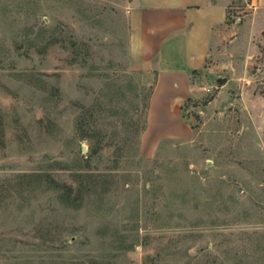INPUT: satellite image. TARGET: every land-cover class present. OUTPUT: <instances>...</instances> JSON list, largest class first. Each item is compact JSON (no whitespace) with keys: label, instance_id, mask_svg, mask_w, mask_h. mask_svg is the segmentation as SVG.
Returning a JSON list of instances; mask_svg holds the SVG:
<instances>
[{"label":"rangeland","instance_id":"obj_1","mask_svg":"<svg viewBox=\"0 0 264 264\" xmlns=\"http://www.w3.org/2000/svg\"><path fill=\"white\" fill-rule=\"evenodd\" d=\"M127 6L0 0V264H264V0L229 3L179 135Z\"/></svg>","mask_w":264,"mask_h":264},{"label":"crops","instance_id":"obj_2","mask_svg":"<svg viewBox=\"0 0 264 264\" xmlns=\"http://www.w3.org/2000/svg\"><path fill=\"white\" fill-rule=\"evenodd\" d=\"M231 0H128L129 56L151 86L147 118L155 134L179 135L169 125L185 99L202 95L208 61L226 38ZM156 131V132H155Z\"/></svg>","mask_w":264,"mask_h":264},{"label":"water","instance_id":"obj_3","mask_svg":"<svg viewBox=\"0 0 264 264\" xmlns=\"http://www.w3.org/2000/svg\"><path fill=\"white\" fill-rule=\"evenodd\" d=\"M216 81H217V83L220 84V85H222V84L225 83V79H224V78H218V79H216Z\"/></svg>","mask_w":264,"mask_h":264}]
</instances>
